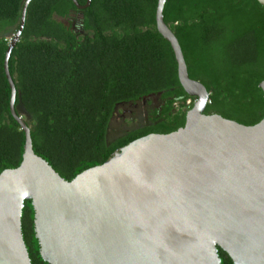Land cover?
Wrapping results in <instances>:
<instances>
[{
	"label": "trees",
	"instance_id": "16d2710c",
	"mask_svg": "<svg viewBox=\"0 0 264 264\" xmlns=\"http://www.w3.org/2000/svg\"><path fill=\"white\" fill-rule=\"evenodd\" d=\"M25 0H0V173L20 165L25 132L10 110L4 71ZM87 0H78L84 5ZM158 0H31L9 58L15 109L30 127L36 154L66 180L109 161L151 133L185 125L190 96L178 78L170 42L158 31ZM164 20L178 38L191 78L209 91L206 114L246 125L264 117V5L258 0H166ZM147 100L143 123L109 138L124 105ZM31 200L22 233L32 264L40 253ZM221 264H235L219 247Z\"/></svg>",
	"mask_w": 264,
	"mask_h": 264
},
{
	"label": "water",
	"instance_id": "95a60500",
	"mask_svg": "<svg viewBox=\"0 0 264 264\" xmlns=\"http://www.w3.org/2000/svg\"><path fill=\"white\" fill-rule=\"evenodd\" d=\"M30 1L4 58L10 110L25 145L20 165L0 173V264H32L22 233L28 199L49 264H221L219 247L235 264H264V117L246 125L205 113L209 91L189 75L164 20L166 0H158L157 29L172 46L181 85L196 97L185 125L146 135L72 180L35 153L30 127L15 109L9 58ZM259 86L264 92V80ZM150 98L157 96L144 100Z\"/></svg>",
	"mask_w": 264,
	"mask_h": 264
},
{
	"label": "rangeland",
	"instance_id": "374dc122",
	"mask_svg": "<svg viewBox=\"0 0 264 264\" xmlns=\"http://www.w3.org/2000/svg\"><path fill=\"white\" fill-rule=\"evenodd\" d=\"M158 98L154 99V102ZM147 101H143L142 104L136 105H124L118 114L111 122L109 138L114 139L121 135L125 130L136 127L143 123L145 114L149 107L146 106Z\"/></svg>",
	"mask_w": 264,
	"mask_h": 264
}]
</instances>
